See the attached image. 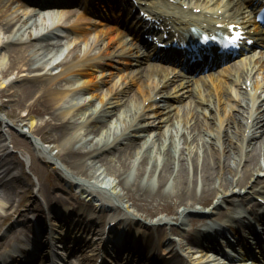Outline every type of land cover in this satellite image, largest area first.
<instances>
[{
	"label": "bare ground",
	"instance_id": "obj_1",
	"mask_svg": "<svg viewBox=\"0 0 264 264\" xmlns=\"http://www.w3.org/2000/svg\"><path fill=\"white\" fill-rule=\"evenodd\" d=\"M178 1L186 2V0ZM12 2L13 0H0V30L6 32L5 38L0 39V51L4 47L9 52V56H12V62L21 61L14 64L16 70L21 71L19 65H23L27 73L21 72L19 75L23 76H17L8 82L7 88L15 83L18 85L8 92L6 98L12 101L17 95L24 98L31 97L32 100L26 107L40 115L41 121L36 124L32 115L28 121V129L36 128L41 134L40 128L46 127L52 132L45 136L46 142L50 144L37 148L40 158L45 162H53L57 172L64 175L71 183L77 184L83 193L85 192L86 198H95L96 201L93 203L100 209H103V205L112 202L111 206H115L120 212L122 209L127 211L125 213L128 217L117 221L125 223L129 219L125 223L127 228L132 229L131 233L134 236L138 234L145 239L142 244L138 241L143 247L134 245L133 249L147 256L148 260L158 251L159 244L165 242L166 253L169 256L163 263L169 264L167 261L172 260L173 264H179L178 258H180L184 264L185 260L180 253H186L187 244L197 243L200 254L196 262H193L207 264V255L202 249V242L206 240L202 238L211 236L213 241L216 232H222L219 226L213 227L210 221L227 215L236 204L242 203L245 197L264 194V100L256 109L254 105L250 107L248 104L243 108L247 110L246 113L244 111L239 114L231 113L223 117L215 111L214 98L201 97L199 102H203L205 107L200 110L196 108V112L198 111L196 116L189 119L182 118L178 122V118H170L169 115L160 117L163 113L168 114L171 109L166 98L159 100L163 103L160 106V102H154L142 104L141 108L144 112L141 109L136 110L138 101L147 97L155 84H148L147 88L144 86L146 81L143 79L135 81L136 74H133L132 80L138 84V93L124 94L128 91L129 83L124 79L118 80L101 92L98 103L81 102L73 109L68 105L69 101L66 97L70 90L59 85L60 74L66 69H78L75 66L79 64L83 66V73L87 74L90 73L91 68H98L101 71V66L104 65L117 68L116 63L122 50L117 48L118 44L107 38L105 46H99L98 48L101 49H96L94 52L88 47L84 53H80L77 49L82 46L76 44L67 51H56L51 56L48 53L54 48L58 49L61 40L58 37L52 38L51 30L45 32L30 30L25 19L20 23L19 20L31 15L34 8L29 7L24 1H21L18 7H13ZM67 2V0H58L60 5L65 6L52 10V13L69 14L75 7H66ZM153 14L155 19L165 22L169 18L160 12ZM47 15L50 18L58 17ZM93 16V10H77V17L81 20L72 21L70 27L76 31L79 39L98 37L112 29L116 30L115 37L124 32L114 25L106 26L102 19ZM81 23H85V27H82ZM89 23H99L105 27H97L94 24L92 28ZM83 28L92 30L86 31ZM107 37L113 38L110 35ZM5 56L6 54L2 57ZM158 68L162 72V70L167 71L169 66L160 64L155 69ZM151 69H154V66ZM56 71L58 74L55 73ZM147 72L148 70L145 69V74ZM100 74L102 75L103 71ZM101 81L105 79L101 78ZM189 86L190 84H187L181 89L193 93L194 89ZM227 88L228 82L219 85L221 94ZM159 93L169 92L160 90L157 94ZM131 106L134 107L133 110ZM207 108L209 111L206 110ZM149 110L154 111L151 114L148 113ZM192 112L189 110L187 113L192 114ZM169 120L172 122L170 126ZM0 125L8 129L14 127L16 123L0 116ZM153 128L154 131L149 132ZM8 138L7 133L1 129L0 163L6 166V170L0 177V188H2L1 181L2 184L6 182L3 178H8L16 166L15 160L5 157V153L10 151L6 145ZM243 138L247 141L245 149H241L236 143L237 141L240 143ZM28 139L34 140V146L37 147L36 144L39 142L35 137L29 136ZM77 143L78 145L75 146ZM76 152H80L77 157ZM18 176L19 173L9 177L8 187L4 186V195H0L2 199L9 200L15 194L12 180L13 177L16 179ZM235 187L239 188L237 192ZM236 193L241 196H237ZM106 195L114 198V201ZM54 198L56 197L51 199ZM209 202L214 203L211 208L195 206V203L202 205ZM221 207L224 209L220 210ZM198 211L215 217L209 219L189 217L191 212ZM80 214L86 216V210L82 209ZM152 215L155 217L150 218ZM112 217L116 218L117 215ZM222 223L226 225L229 222ZM173 224L185 229L184 236L179 233L181 237L177 239L168 237L170 233H178L177 227ZM87 226L89 225L82 226L80 222L74 225L78 239L81 241L84 240L83 233L89 231V228L85 230ZM90 226L94 228L96 225L90 224ZM163 227L169 228V232ZM154 237L155 239L149 242L150 238ZM210 259L213 261L217 258L212 256ZM152 260L154 264H159L156 256Z\"/></svg>",
	"mask_w": 264,
	"mask_h": 264
},
{
	"label": "rangeland",
	"instance_id": "obj_2",
	"mask_svg": "<svg viewBox=\"0 0 264 264\" xmlns=\"http://www.w3.org/2000/svg\"><path fill=\"white\" fill-rule=\"evenodd\" d=\"M4 50L6 51V49H4ZM0 55H1V53H0ZM11 57L12 56H10L9 59L6 58L5 61H3L2 64H0V92L2 93V95H0V101L2 100V104L0 105V114L6 120H8V121H15V123H17L16 125H18L17 126L18 129L25 130V129H27L29 127V124H28L29 122H27V119H28L29 116L26 117L27 115L24 116L23 114H24V111H25L26 103L31 98L28 99V98L22 97L21 95H17V97L14 96L12 98V101H9L8 99H7V101L5 100L6 99V96H7L6 93H8L11 89H14L18 85V84H14L10 88H7L6 82L9 81V80L10 81L11 80H14V78L19 75L18 74L19 72H16L15 68L13 67L14 64H17V61L18 60L16 62L15 61L12 62L10 60ZM23 68H22V71L21 72H26V71H23ZM6 70H7V73H5ZM19 76H23V75H19ZM93 89H94V87L92 86V89L90 90V92H91V96L93 97L92 99H95L96 101H94V102L96 103L97 102V99L100 96H99L98 92H94ZM23 94H25V93L23 92ZM81 100H83V99H79L78 102H80ZM32 114H34V116H36L37 120L39 121V116L37 114H35L34 112H32ZM21 121H23V123H21ZM20 123L22 124L21 126H19ZM40 129L42 130V132L40 134L41 135L40 137H42V139H45V136H47L49 134H52L51 132H49V130L46 127H42ZM10 131H11V135L14 136V139H16V138L20 139L21 138L20 135H18V133L15 131V129H12L11 128ZM32 133L35 134L36 136H38L36 133L39 134V132L37 130H35V133L34 132H32ZM27 134H30V132H27ZM45 141H46V139H45ZM43 143L44 144H47V145L50 144V143H46V142H43ZM12 144H14V148L15 149H18L16 152H13L14 156H12V157H14L16 159L17 157H20V156L21 157L22 156H26V158H27V155L30 154L29 156H30L31 159H33V162H34V169H33L34 171H32V170L31 171L34 172L36 175L39 174L38 177H39L40 181H43L42 183H43L44 187H47V190L50 192V194L53 193V192L56 193L57 192V189H54V188H55V186L57 184L56 185H53V184L55 183L54 179L57 180V182H58V177H56L57 175L52 174L53 172L51 171L50 166H48L49 172H52L51 173L52 174L51 175L52 177L47 178L46 180L42 179V178H46V173H44V172H46V169L40 167V169H42L44 171L43 173H40L38 171L39 166L36 169V164H39L40 160L37 159L38 153H37V151H35L36 149L33 147V145L27 139H25V138H23L21 140V144L22 145H19V147H17L14 142ZM25 144H26V147H25ZM77 145H78V143L75 144V146H77ZM25 148H28V151ZM79 153L80 152H76L75 153L76 157L78 156ZM21 157H20V159L22 160ZM81 161H82V157H81ZM22 167H23V170L27 169L26 162L24 160H23V163H22ZM31 181H33V179ZM59 185H61L63 188H65L64 187V184H62V182H59ZM234 189L237 190L239 188L238 187H235ZM63 192L65 193L64 190H63ZM67 192L68 193H71V194H74L72 190H67ZM57 193H59V192H57ZM84 193L82 195L78 194V197H81V200L84 197ZM30 196H31V193L28 192V194L26 195L24 201L21 203V206L20 207L23 208L26 205H29L28 201L31 200L29 198ZM107 198L112 199V197H109V196H107ZM91 200L92 201H96V199L94 200L93 198H91ZM112 200H114V198ZM85 201H87V199H85ZM196 205L199 206V204H196Z\"/></svg>",
	"mask_w": 264,
	"mask_h": 264
}]
</instances>
